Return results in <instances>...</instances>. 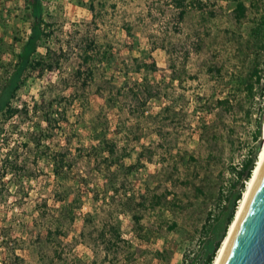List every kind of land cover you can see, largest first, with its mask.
I'll use <instances>...</instances> for the list:
<instances>
[{
	"label": "rangeland",
	"instance_id": "obj_1",
	"mask_svg": "<svg viewBox=\"0 0 264 264\" xmlns=\"http://www.w3.org/2000/svg\"><path fill=\"white\" fill-rule=\"evenodd\" d=\"M41 1L50 34L36 42L34 55L47 46L58 60L50 69L25 67L11 104L25 102L27 115L0 116V240L7 227L17 257L0 247V264H164L149 253L163 247L171 249L166 264H180L182 252L195 256L235 169L259 151L264 48L246 46L251 14L235 21L230 0H202L181 14L175 0H91L90 7V0ZM30 23L25 0H0V83L14 67ZM211 66H221V75H213ZM254 67L260 80L251 77L252 96L238 94L239 103L223 111L215 100L231 97L229 72L246 76ZM48 101L59 123L35 147L27 139L37 135L27 129L38 118L33 105L47 108ZM200 130L216 139L199 141ZM102 137L126 148L124 165L136 163L123 183L113 184V194L98 169L106 161L86 155ZM49 148L70 150L77 170L91 174L71 220L58 210L61 182L69 183V175L54 178L44 153ZM20 174L28 177L16 187ZM167 190L173 196L155 206L151 196ZM125 196L159 236L146 248L136 247L130 215L119 209ZM110 224L120 232L117 246L106 241Z\"/></svg>",
	"mask_w": 264,
	"mask_h": 264
},
{
	"label": "trees",
	"instance_id": "obj_2",
	"mask_svg": "<svg viewBox=\"0 0 264 264\" xmlns=\"http://www.w3.org/2000/svg\"><path fill=\"white\" fill-rule=\"evenodd\" d=\"M27 5L30 7L31 14V23H30V32L26 38V40L20 45L19 51L17 52V61L14 64V67L6 72L4 77L0 83V116H2V121H7L11 117L15 115H19L23 113L27 115L31 111V108L26 105L25 102L22 103L20 107H16L11 104V99L15 91L19 88L20 84L23 81L22 73L26 66L31 69H35L36 67L44 64L47 69H50L57 65V58L53 59L49 56L50 48L45 47L44 53H38L34 55L36 49V42L38 40H42L49 37V23L42 20V1L41 0H25ZM233 3V7L231 9V16L235 21H239L240 19L247 16V14H251V22L252 26L249 29V35L252 41H247V48L252 49L253 51L264 48V0H248L246 4L244 0H230ZM202 0H175V6L179 9L178 13L181 14L184 12V9L188 6L200 7ZM91 6V0L88 4ZM88 49L91 46L89 43L85 45ZM104 53L102 57H104ZM51 59L49 62L46 59ZM53 59V60H52ZM209 71L214 75L217 73L221 75V66H211L208 67ZM253 77L255 82H259L260 73L254 67L246 76H242L237 69H232L229 72L227 83L233 84L231 88L232 95L229 96V93L224 97L215 100L216 104L220 106L223 111H229L232 107H234L233 103H239V99L237 98L238 94L242 93V95H247L251 97L253 94L254 83L251 80ZM139 85L144 84V80L138 82ZM145 92V97H151V90L149 88L143 89ZM260 99L263 101L264 98V79L259 91ZM47 108H44V103L36 109V106L33 105V115L35 113L38 114L37 120L33 123L31 122L30 126L27 129H31L37 133L36 136L31 134L27 139L33 144L35 147H39L41 142L45 139V137H50V131L53 127H57L58 119L54 116V113L49 110L51 106V101L46 102ZM42 107V109H41ZM167 107V106H166ZM43 123V125H42ZM1 126H0V134H1ZM204 130H200L199 133V141L205 140H214L216 139L215 133L210 132L209 138L204 136ZM260 130L257 129V133L259 134ZM1 137V136H0ZM48 158L51 162V171L54 178L59 179L63 175H69L70 182L63 183L64 192L60 195L64 200V203L58 207V210L62 212H66L65 215L68 216L69 219H72V214L74 209L78 208L80 199L78 195V191L82 188L88 186L91 181V174H86L84 172H80L77 169V160L76 156L68 149L62 148H49L46 152ZM88 157H92L93 159H104L106 162L98 168L99 171H103L105 176V184L107 191H110V194H113L115 191L113 188V184L116 183L118 179L119 184L123 183V181L127 178V176L136 169V163L124 165L122 163L123 158L128 155V152L124 146L117 145L116 141L111 138L102 137L98 141V145L94 146V148L90 149L86 154ZM258 155V153H257ZM257 158L253 155V152H250V155L247 156L245 160H243L242 164L239 168L235 169V180L231 183L230 190L225 195V201L221 208L212 216L210 222L206 225L205 236L201 241V247L198 254L195 256L188 257L185 253L182 252V260L180 264H212L213 260L217 254L218 249L221 246L222 241L224 240L229 225L231 224L236 209L238 207V203L242 198L243 192L245 190L244 182H247L251 173L254 169ZM75 172V174H73ZM72 175V176H70ZM23 177H28L26 175H19L18 181L14 184L16 187L21 184V180ZM166 180L169 177H165ZM169 181V180H168ZM196 191H200L198 187H195ZM72 195L69 198V195ZM170 194L173 196L172 192L167 190L165 193L153 194L151 196L152 203L156 206L161 203V198L165 199L166 195ZM96 199V197H95ZM97 201V199L95 200ZM133 201L125 196L121 202L119 203L120 211L129 213L130 219L132 221V234L135 239V245L137 248L140 246L148 247L151 243L158 238V234L152 230L148 225H144L140 219L141 215L136 213L133 207ZM139 205V202L137 203ZM61 212V213H62ZM175 226V221H171L168 225L169 228H173ZM109 231L111 233L109 238H106V241L110 245L117 246L118 239L120 237V232L116 226L110 224ZM0 247L9 255H12L13 258H17L15 254V243L11 241L9 238V233L7 227L3 228V233L1 235ZM143 248V249H145ZM169 251H171L170 247H163L160 250H150L149 253L156 257L159 261H162L166 264L167 258L169 256ZM133 252L135 250H131L129 252L130 258L133 256ZM12 264V263H8Z\"/></svg>",
	"mask_w": 264,
	"mask_h": 264
},
{
	"label": "water",
	"instance_id": "obj_3",
	"mask_svg": "<svg viewBox=\"0 0 264 264\" xmlns=\"http://www.w3.org/2000/svg\"><path fill=\"white\" fill-rule=\"evenodd\" d=\"M219 264H264V163Z\"/></svg>",
	"mask_w": 264,
	"mask_h": 264
},
{
	"label": "bare ground",
	"instance_id": "obj_4",
	"mask_svg": "<svg viewBox=\"0 0 264 264\" xmlns=\"http://www.w3.org/2000/svg\"><path fill=\"white\" fill-rule=\"evenodd\" d=\"M263 163H264V123H263L262 138H261L259 151H258V155H257V160L255 163L254 169L251 173L250 179L247 181V184H246L245 190L243 192L242 198L239 201L238 207H237L236 212L234 214V218H233L231 224L229 225L226 236H225L224 240L222 241L221 246L218 249L217 254H216L212 264H219L221 257H222V254L224 252V249L227 246V244L231 238L232 232H233V230H234V228H235V226H236V224H237V222H238V220L242 214V211L245 207V204L248 200V197L251 193V190H252L253 185L255 183V180L257 178L258 172H259L260 168L262 167Z\"/></svg>",
	"mask_w": 264,
	"mask_h": 264
}]
</instances>
